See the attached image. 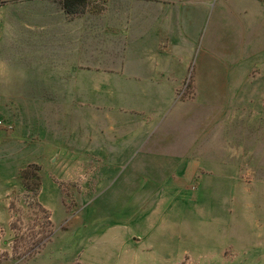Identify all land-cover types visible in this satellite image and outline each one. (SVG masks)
<instances>
[{
    "label": "rangeland",
    "instance_id": "1",
    "mask_svg": "<svg viewBox=\"0 0 264 264\" xmlns=\"http://www.w3.org/2000/svg\"><path fill=\"white\" fill-rule=\"evenodd\" d=\"M63 2L0 0V264H264V0H174L207 9L185 82L206 56L243 93L182 85L152 119L142 95L75 70ZM157 134L184 144L152 152Z\"/></svg>",
    "mask_w": 264,
    "mask_h": 264
},
{
    "label": "crops",
    "instance_id": "2",
    "mask_svg": "<svg viewBox=\"0 0 264 264\" xmlns=\"http://www.w3.org/2000/svg\"><path fill=\"white\" fill-rule=\"evenodd\" d=\"M173 2L174 0H103L102 8L92 12L80 10L85 1L69 0L70 9L81 13L68 18L64 12L66 8H60L54 23L60 25L61 31L71 29L76 35L74 37L78 38L75 70L92 78L106 79L110 85L115 80L114 84L121 94L142 95L146 102L153 104L152 112L146 119L156 117L159 112L157 105L165 97L178 94L182 85H185L186 93L191 95L243 93L240 84L235 86L234 83L231 86L222 72L215 71L216 62L209 63L211 59H206V56L201 57L192 79L185 82L184 70L190 58L186 54H191L190 48L199 38L207 18V9L174 8ZM63 3L65 6V0ZM7 13L4 7L1 14ZM2 22H5L4 18L0 19L3 29L10 28L9 23L4 25ZM216 24L215 22L213 32ZM213 39H208L206 48L216 47ZM26 43L30 45L32 42ZM58 44L67 46L65 43ZM82 47L85 51L80 50ZM235 88L236 93L231 92L230 89ZM110 122L111 117L109 124ZM156 136L158 137L155 139L148 137L145 141V144L153 142L149 146L152 152L165 148L169 154V146L174 149V146L180 148L184 144L177 138L173 139L172 134L166 137ZM160 143L163 145H158ZM189 169L187 166L184 173Z\"/></svg>",
    "mask_w": 264,
    "mask_h": 264
},
{
    "label": "trees",
    "instance_id": "3",
    "mask_svg": "<svg viewBox=\"0 0 264 264\" xmlns=\"http://www.w3.org/2000/svg\"><path fill=\"white\" fill-rule=\"evenodd\" d=\"M79 1H85V0H79ZM65 8L67 9L68 12H73L70 9L69 0H65ZM21 178L24 184V188L26 190L37 192L40 189L41 176L39 173L34 172V173L29 174V168H26L22 170Z\"/></svg>",
    "mask_w": 264,
    "mask_h": 264
}]
</instances>
